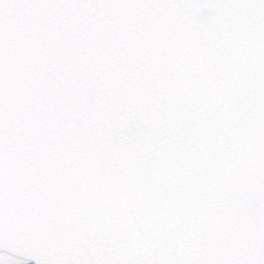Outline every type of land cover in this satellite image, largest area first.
<instances>
[{"label": "snow or ice", "instance_id": "obj_1", "mask_svg": "<svg viewBox=\"0 0 264 264\" xmlns=\"http://www.w3.org/2000/svg\"><path fill=\"white\" fill-rule=\"evenodd\" d=\"M0 264H264V0H0Z\"/></svg>", "mask_w": 264, "mask_h": 264}]
</instances>
